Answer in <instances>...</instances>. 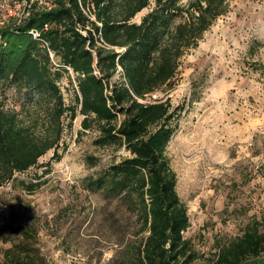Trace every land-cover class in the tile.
<instances>
[{
  "label": "trees",
  "instance_id": "obj_1",
  "mask_svg": "<svg viewBox=\"0 0 264 264\" xmlns=\"http://www.w3.org/2000/svg\"><path fill=\"white\" fill-rule=\"evenodd\" d=\"M52 2L51 9L34 7L22 23L0 24V186L14 182L50 150L52 159H60L63 119L71 127L80 115L81 129L96 132V146L125 152L86 177L83 185L100 195L104 209L113 208L105 218L110 231L118 233L122 224L125 232L134 228L138 236L116 264H193L196 255L183 237L189 226L187 207L176 191L166 153L183 106L153 95L173 88L179 58L228 11L229 1ZM145 8L140 21H133ZM31 28L40 31L38 38L29 34ZM66 67L75 82L68 103L59 84L66 76L72 85ZM8 90L14 92L12 107L6 105ZM35 180L17 179V184L30 193L40 185ZM261 224L221 247L213 264H264ZM8 228L19 241L3 252L0 264H46L33 247L30 225Z\"/></svg>",
  "mask_w": 264,
  "mask_h": 264
},
{
  "label": "rangeland",
  "instance_id": "obj_2",
  "mask_svg": "<svg viewBox=\"0 0 264 264\" xmlns=\"http://www.w3.org/2000/svg\"><path fill=\"white\" fill-rule=\"evenodd\" d=\"M228 1V11L179 58L173 88L153 96L183 106L166 153L187 207L183 237L196 255L193 264H213L221 247L264 222V0ZM70 79L72 85L66 76L59 82L65 103L74 94ZM13 94L7 91L11 107ZM80 119L71 127L63 119L60 159L50 150L0 186V262L19 241L8 228L16 223L34 229L33 247L46 264H116L136 242L134 228L109 230L105 218L113 208L104 209L100 195L83 186L125 152L96 146V132L83 131ZM37 177L40 185L30 193L17 184Z\"/></svg>",
  "mask_w": 264,
  "mask_h": 264
},
{
  "label": "built area",
  "instance_id": "obj_3",
  "mask_svg": "<svg viewBox=\"0 0 264 264\" xmlns=\"http://www.w3.org/2000/svg\"><path fill=\"white\" fill-rule=\"evenodd\" d=\"M53 0H0V24H8L12 21L16 23L24 22L29 16L34 7L51 9L53 7ZM80 2V0H78ZM82 7V6H81ZM82 11L91 20H95L93 14L89 13L88 7H82ZM100 25V24H99ZM48 23H44L42 29L46 30ZM83 35H86V30H79ZM40 31L36 28H31L29 34L33 38L39 37ZM43 47L46 48L50 61L53 65H57L56 59L53 52L48 48L47 42H42ZM69 71L70 76L74 79V74L69 67H66ZM154 96V95H153Z\"/></svg>",
  "mask_w": 264,
  "mask_h": 264
}]
</instances>
